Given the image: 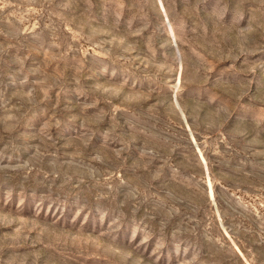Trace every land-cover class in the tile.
Returning <instances> with one entry per match:
<instances>
[{
	"label": "rangeland",
	"instance_id": "rangeland-1",
	"mask_svg": "<svg viewBox=\"0 0 264 264\" xmlns=\"http://www.w3.org/2000/svg\"><path fill=\"white\" fill-rule=\"evenodd\" d=\"M0 264H264V0H0Z\"/></svg>",
	"mask_w": 264,
	"mask_h": 264
}]
</instances>
